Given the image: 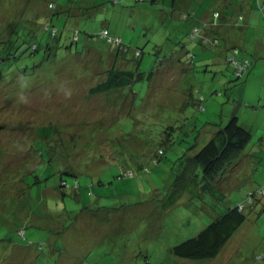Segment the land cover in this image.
Returning <instances> with one entry per match:
<instances>
[{
  "label": "rangeland",
  "instance_id": "obj_1",
  "mask_svg": "<svg viewBox=\"0 0 264 264\" xmlns=\"http://www.w3.org/2000/svg\"><path fill=\"white\" fill-rule=\"evenodd\" d=\"M226 1L0 0V264H264V13L246 0L241 44L260 59L240 80L222 45L205 28L191 39L197 22L181 18L211 22ZM103 25L117 43L99 38ZM137 66L129 87L91 92L112 67ZM234 113L252 137L220 178L225 201L188 186L165 214L155 200L184 185L182 162ZM258 188L217 257L171 253Z\"/></svg>",
  "mask_w": 264,
  "mask_h": 264
},
{
  "label": "trees",
  "instance_id": "obj_2",
  "mask_svg": "<svg viewBox=\"0 0 264 264\" xmlns=\"http://www.w3.org/2000/svg\"><path fill=\"white\" fill-rule=\"evenodd\" d=\"M229 1L231 0L226 1L223 6L221 5V8L217 6L214 11V19L211 22H206L205 20L201 21L198 19L195 10L183 11L182 13L187 12L186 18L184 16H181V18L184 20L193 19L197 22V24H194L193 28L190 29L189 32L190 38L193 40L201 39L200 36L203 28H205V31L209 32L211 35L215 34L214 36L209 35L212 40V47L216 49L218 46H220V44L222 45L220 46V54L223 56L224 62L232 67L235 80H240L242 77L248 75L251 72L255 62L258 59L264 57V48H262L263 52L260 54V58L254 56L255 60L253 61L251 60L252 57L248 54V52L252 53V51L249 50L251 48H246L245 45L241 44L243 42L242 40L245 42L247 41L246 37L241 38L240 44L237 43L229 45L230 42L228 40L229 38L226 37L227 34L225 29H228L229 27L234 28L235 26V28L241 29V27L244 25L242 21L246 18L247 12L246 7L244 8L246 0H232V12L234 11L233 15H237L231 16L228 14V10L226 9L228 7L226 4ZM172 3L173 9L175 10L177 8L178 0H172ZM255 7L260 12L262 11V13H264V0H255ZM257 9L256 13L258 14L259 12ZM232 17L238 18L232 19ZM236 20L239 26L233 23ZM209 25H215L216 29H207ZM50 27L51 25L48 24V28ZM106 29L108 30V34L103 35L101 32ZM56 32V27H53V34ZM90 36L93 35L91 34ZM100 37L105 41L106 44L111 45L112 42L117 43L114 40L115 37L111 36L108 26L103 25L101 31L99 32V38ZM217 42L220 44L217 45ZM1 43L2 42L0 39V64L7 59V57H3ZM241 45L242 48H245L242 49ZM255 50H257V48H255ZM136 51L138 52V55H136ZM135 55L136 58H139L141 56V52L135 50ZM189 57L191 58V63L187 64L186 67H183L185 72L187 71L188 66L190 67L194 62V54L192 53ZM153 75L154 71L151 70L148 74V77L151 79ZM144 76L145 73L139 70L138 66L135 69L125 70L112 67L108 72L107 79L93 87L91 92H103L119 89L122 87H129L132 82L141 80L144 78ZM3 79L4 72L0 67V83L3 81ZM191 95L192 94L189 93L188 96L192 99ZM185 105H187V103H185ZM200 108L202 109L204 107L201 105ZM251 137V130L241 124L238 114H232L229 121L224 126L219 127L214 132L212 137L203 146H201L190 159L182 162L183 166L178 176L179 178L183 179L184 185L181 184L178 186L177 182L176 189L172 187L168 194L155 200L161 205V210L164 211L165 214H169L170 210L173 209V207L182 199L181 195H185V193L188 192V186L193 188L192 192H194L193 194L195 195L209 194L215 199H217V197L220 195V200L225 201L226 195L221 192L225 189L220 186L222 184L220 178H222V176L225 177L226 173L238 163L243 151L249 144ZM163 153L164 150L162 148L158 149L155 156L151 159L152 164L156 165L159 160L158 157L162 156ZM66 173L67 172H61L59 178V185L63 184V187H67V180L64 179V175ZM62 186H59V188ZM258 194H263L259 188L255 191L248 192L243 201H239L233 206H228L224 214L215 217L213 221H211L196 235L172 246L170 249L171 253L183 259L194 260L212 259L217 257L227 242L231 239L235 231L245 222L247 218V215L245 214V208L248 205L251 206L252 204L256 203L257 198H255V196H258ZM166 196H168V200L164 203L163 198ZM206 205L207 204H203L202 206H198V208L209 209V205H207V208H205ZM90 206L89 208L92 209ZM166 216H164V218Z\"/></svg>",
  "mask_w": 264,
  "mask_h": 264
},
{
  "label": "crops",
  "instance_id": "obj_3",
  "mask_svg": "<svg viewBox=\"0 0 264 264\" xmlns=\"http://www.w3.org/2000/svg\"><path fill=\"white\" fill-rule=\"evenodd\" d=\"M186 18V17H185ZM246 19V18H245ZM248 19H250V18H248ZM248 19H246V21H245V24L241 27V29H239V28H234L233 29V27H230V28H228V29H225V32H226V34H227V38H229L228 40H229V42L231 43H229V45H233V44H237V43H239L240 44V40H241V38L242 37H246V38H248V36H249V29L247 28L250 24L247 22V20ZM262 19L263 18H261V22H262ZM251 20V19H250ZM235 25H238L239 26V24H237V20L236 21H234L233 22ZM239 23V22H238ZM243 28H245L246 30H242ZM244 32V33H243ZM227 40V41H228ZM257 48H259V49H262V48H264V38H262V39H260V44H259V46L257 47ZM246 54V53H245ZM260 62V61H259ZM259 62H258V64H259ZM258 64H257V66H258ZM256 66V67H257ZM264 68V65L262 66V69ZM263 75H264V73H262ZM253 75V73L250 75V76H252Z\"/></svg>",
  "mask_w": 264,
  "mask_h": 264
},
{
  "label": "built area",
  "instance_id": "obj_4",
  "mask_svg": "<svg viewBox=\"0 0 264 264\" xmlns=\"http://www.w3.org/2000/svg\"><path fill=\"white\" fill-rule=\"evenodd\" d=\"M103 35H107L108 34V30L106 29V30H103Z\"/></svg>",
  "mask_w": 264,
  "mask_h": 264
}]
</instances>
